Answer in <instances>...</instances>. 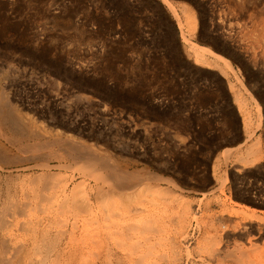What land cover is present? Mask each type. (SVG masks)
Listing matches in <instances>:
<instances>
[{
	"label": "rangeland",
	"instance_id": "374dc122",
	"mask_svg": "<svg viewBox=\"0 0 264 264\" xmlns=\"http://www.w3.org/2000/svg\"><path fill=\"white\" fill-rule=\"evenodd\" d=\"M186 41L223 58L189 53ZM1 89L19 116L49 129L28 138L0 117L1 204L9 199L20 218L49 223L51 217L57 224L45 230V243L60 238L55 248L47 245L52 251L45 244L21 263L264 264V0H0V96ZM257 138L262 159L244 165L237 154L246 156ZM209 141L221 146L197 151ZM70 143L81 153L68 150ZM85 151L127 173V187L113 193L115 201L97 196L98 186L117 183L110 166L107 177L98 164L92 171L80 156ZM49 173L60 181L52 183ZM81 179L89 181L84 193L90 203L87 194L73 197V184ZM47 196L54 203H46ZM48 205L54 214H45ZM89 212L94 219L100 215L98 222H90ZM23 234L17 241L28 237Z\"/></svg>",
	"mask_w": 264,
	"mask_h": 264
},
{
	"label": "bare ground",
	"instance_id": "6f19581e",
	"mask_svg": "<svg viewBox=\"0 0 264 264\" xmlns=\"http://www.w3.org/2000/svg\"><path fill=\"white\" fill-rule=\"evenodd\" d=\"M188 10V11H187ZM186 11L189 13V10H190V13H191V22L189 21V23H190V27H192L193 29L194 28H196V19H195V16H194V11L192 12V10L191 9H187ZM179 23V22H178ZM192 29V30H193ZM195 30V29H194ZM184 34H182V36H183ZM187 42V46H185L186 47V50L189 52V53H195L197 56H200L201 58L202 57H204V56H206L205 54L207 53V52H209V53H211V54H213L215 57H217V58H223L222 56H220L219 54H217V53H215V52H213L210 48H207V47H205V46H201V45H198V44H195V43H190V44H188V41H186ZM209 57V56H208ZM198 58V57H197ZM198 60H200V58L198 59ZM201 60H203V59H201ZM205 60H207L206 62H208V59L207 58H205L203 61L205 62ZM216 62V61H215ZM2 91H4L3 89H1V92ZM238 96V95H237ZM239 96H240V94H239ZM10 99V98H9ZM8 99V100H9ZM241 100V99H240ZM12 106H15V105H12ZM9 103H8V101H7V95H5V93L4 92H2V95L0 96V117H2V120L6 123V122H8V123H10L9 121H12L13 122V124H10V126L11 125H13V126H15L14 128L16 129V130H19L18 131V134L20 135V132H22V133H25V134H28V135H30V136H28V138L29 137H31V136H42L43 134H44V132L46 131H48L49 129H47L46 130V127H45V130H44V128H43V125L42 124H36V122H34V120L33 121H29L30 120V118L27 120V118H25V117H22V116H19L18 114H20L16 109H18V108H14V107H12ZM20 111V110H19ZM22 112V111H21ZM18 113V114H17ZM21 114H23V113H21ZM20 114V115H21ZM26 115H28V113L26 114ZM27 117V116H26ZM250 121V120H249ZM0 122H1V119H0ZM245 122H246V119H245ZM251 122V121H250ZM2 123V122H1ZM4 123V124H5ZM259 123V122H258ZM3 124V125H4ZM246 124H247V122H246ZM249 124V123H248ZM39 125H42V126H39ZM13 126H12V128H13ZM3 127V126H2ZM251 127V126H250ZM9 130V129H8ZM14 130V129H13ZM15 131V130H14ZM53 131V130H52ZM6 132V131H5ZM16 132V131H15ZM13 133V132H12ZM9 134V133H8ZM23 135V134H22ZM47 135V134H46ZM251 135V134H250ZM21 136V135H20ZM19 136V137H20ZM27 136V135H26ZM50 136V135H49ZM54 137H55V135H53ZM252 136V135H251ZM14 137V136H13ZM18 138V137H17ZM16 138V139H17ZM33 138V137H32ZM50 138V137H49ZM56 138V137H55ZM34 139V138H33ZM40 139V138H39ZM43 139V138H42ZM46 139V138H45ZM58 139V138H57ZM56 139V141H58ZM81 139V138H80ZM17 140H19V139H17ZM22 140V139H21ZM46 141V140H45ZM54 141H55V139H54ZM260 141L261 140H259V138H257V140H255V141H253L254 143H250V145H247V155L245 156H241V154H237V156L238 155H240V156H238L239 157V159L241 160V162H243V164L244 165H254L256 162H258L259 160H261L262 159V155H261V153H262V146H261V143H260ZM40 142V141H39ZM19 143V142H18ZM34 143V142H33ZM52 143V142H51ZM84 143V142H83ZM1 144V143H0ZM40 144V143H39ZM44 144H46V142L44 143ZM49 144V143H48ZM71 144V143H70ZM76 144V143H75ZM2 146H3V144H2ZM28 146V145H27ZM59 146V145H58ZM70 147H68L69 149L68 150H71V151H76V150H78V149H81L80 147H78L77 146V144L76 145H74V144H71V145H69ZM92 146V145H91ZM26 147V146H25ZM41 147V146H40ZM60 147H61V145H60ZM67 147V146H66ZM93 147V146H92ZM238 147V146H237ZM237 147H234V150H235V148H237ZM23 148V147H22ZM34 148V147H33ZM36 148V147H35ZM8 149V148H7ZM27 149V148H26ZM63 149H65V148H63ZM91 149V148H90ZM96 149V148H95ZM94 149V150H95ZM230 149H232V148H225V151L227 152V151H229ZM11 150V149H10ZM55 151H56V149H54ZM67 150V151H68ZM5 151V150H4ZM70 151V152H71ZM79 151V150H78ZM78 151H76V153L78 152ZM231 151V150H230ZM233 151V150H232ZM231 151V152H232ZM236 151V150H235ZM11 152V151H10ZM62 152V151H61ZM66 152V151H65ZM83 152V151H82ZM99 152V151H98ZM230 152V153H231ZM8 153V152H7ZM13 153V152H12ZM39 153V152H38ZM75 153V156L77 155ZM78 153H81V152H78ZM228 153V152H227ZM2 154V153H1ZM4 154V153H3ZM24 154V153H23ZM26 154V153H25ZM58 154V153H57ZM63 154V153H62ZM71 155H72V153H70ZM232 154V153H231ZM244 154V153H243ZM7 155V154H6ZM32 155H33V153H32ZM50 155V154H49ZM68 155V154H67ZM4 156H5V154H4ZM3 156V157H4ZM20 156V155H19ZM61 156V155H60ZM63 156H64V154H63ZM81 157H82V159L84 160V162H86V164L90 167V168H92V171L93 170H95L96 169V165L98 164L99 166H100V168L99 169H101V170H105L106 172H105V175H106V177L108 176V167L110 166V170L112 171L111 172V174H109V176L114 180L115 179V181L117 182H115L116 183V185L114 186V184H113V186L112 185H109V184H106V183H102V185H109V187H108V189L106 188H103L104 186H98V192H97V196H98V198L99 199H101L102 201H106V199H109L110 197H113L112 195H113V193H115V192H118L119 193V191L121 192V190H119L120 188L121 189H123V188H126L127 187V185H126V178H128V176L127 175H125V174H127V173H119V171H116V169L115 170H113V169H111V165H109L108 166V164H109V162H110V160L108 161L107 160V164L105 163V161L106 160H103V158H100L99 156H96V153L94 152V151H85L82 155H80ZM111 156V155H110ZM235 156V155H234ZM2 157V156H1ZM2 157V158H3ZM11 157V156H10ZM104 157H106V156H104ZM113 157V156H112ZM1 158V159H2ZM28 158V157H27ZM36 158H37V156H36ZM52 158H53V156H52ZM58 158H59V156H58ZM115 158V157H114ZM0 159V160H1ZM6 159V158H5ZM65 159V158H64ZM109 159V158H108ZM238 159V158H237ZM12 160V159H11ZM24 160V159H23ZM28 160V159H27ZM26 160V161H27ZM39 160V159H38ZM58 160V159H57ZM81 160V159H80ZM82 160V161H83ZM239 160V161H240ZM62 161V160H61ZM7 162V161H6ZM11 162V161H10ZM47 162V161H46ZM45 162V163H46ZM83 162V163H84ZM2 163V162H1ZM5 163V162H4ZM94 164H96L95 166L96 167H94ZM71 165V164H70ZM86 165V166H87ZM120 165V164H119ZM46 166V165H45ZM1 167V166H0ZM51 167V166H50ZM54 167V166H53ZM3 168V167H2ZM87 168V167H86ZM83 170H85L86 171V169L85 168H83ZM82 170V171H83ZM43 171V170H42ZM85 171H83V172H85ZM87 171H88V169H87ZM86 171V172H87ZM85 172V173H86ZM91 172V171H90ZM95 172V171H94ZM44 173H47V172H44ZM52 173V172H51ZM53 173H55V172H53ZM93 172H91V173H89V174H92ZM97 173V172H96ZM95 173V175H93V176H97V178L98 177H105V175L103 174L104 172H101V173H97L96 174ZM110 173V172H109ZM1 174V173H0ZM48 174V173H47ZM47 174H45V175H47ZM38 175V174H37ZM42 175V174H41ZM44 175V174H43ZM56 175V174H55ZM55 175H50V173H49V180L53 183L54 181H56V179L58 178V177H56ZM59 175L61 176V174L59 173ZM85 175V174H84ZM16 176V175H15ZM34 176H36V175H33V177ZM58 176V175H57ZM59 176V177H60ZM92 176V175H91ZM138 176V175H137ZM136 176V177H137ZM18 176H16V178H17ZM25 177V176H24ZM38 176H36V178H37ZM42 177V176H41ZM63 177V176H62ZM62 177H60V178H62ZM2 178V177H1ZM8 178V177H7ZM11 178V177H10ZM9 178V179H10ZM23 178V177H22ZM46 178V177H45ZM44 178V179H45ZM94 178V177H93ZM38 179V178H37ZM36 179V180H37ZM108 179V178H107ZM39 180V179H38ZM101 180V179H100ZM9 181V180H8ZM32 181V180H31ZM57 181H58V179H57ZM56 181V182H57ZM59 181H60V179H59ZM58 181V182H59ZM103 182L105 181V180H102ZM3 182H5V181H3ZM34 182V181H33ZM45 182V181H44ZM50 182V183H51ZM55 182V183H56ZM75 182V181H74ZM87 182L89 183V181L87 180ZM86 182V180H82L81 179V181L79 182L78 181V183L77 184H73V192H74V194H73V197L75 196V193L76 194H78V195H80V196H82L80 193H84L85 192V184L87 183ZM50 183H49V187H50ZM51 183V184H52ZM68 183H70V182H68ZM114 183V182H113ZM37 184V183H36ZM42 184V183H41ZM46 184H48L47 182H46ZM92 184V183H91ZM111 184V183H110ZM2 185V184H1ZM65 185H67V184H65ZM98 185H100V184H98ZM145 185H148V183L147 184H145ZM7 186V185H6ZM48 186V185H47ZM52 186H55V185H52ZM69 186V185H68ZM87 186H88V184H87ZM89 186H90V184H89ZM148 186H150V184L148 185ZM148 186H146L147 188H148ZM152 186V185H151ZM150 186V187H151ZM153 186H155V185H153ZM90 187H92V186H90ZM89 187V188H90ZM146 187L144 188V189H146ZM8 188V187H7ZM66 189V186L64 187V184H63V189ZM68 188V187H67ZM89 188H88V190H89ZM95 188H96V186H95ZM153 188V187H152ZM159 188V187H158ZM157 188V189H158ZM63 189H61V190H63ZM92 190H94L93 188H91ZM142 189V188H141ZM162 191H163V189H162V187L160 188ZM69 190V189H68ZM86 190H87V188H86ZM96 190V189H95ZM147 190H150V192H151V190H153V189H147ZM159 190V189H158ZM161 190H159V193L160 192H162ZM7 191V190H6ZM9 191V190H8ZM37 191V190H36ZM91 191V190H90ZM139 191V190H138ZM138 191L136 190L134 193H135V195H137V193H138ZM145 191V193H146V190H144ZM144 191H142V194H143V192ZM154 191V190H153ZM155 191H157V190H155ZM165 191L166 190H164L162 193H165ZM38 192V191H37ZM46 191H44V193H43V191L41 192V194L42 195H46L47 193H45ZM89 192V191H88ZM93 192H95V191H93ZM122 192H123V190H122ZM140 192H141V190H140ZM12 193V192H11ZM10 193V194H11ZM70 193V192H69ZM134 193H133V195H134ZM144 193V194H145ZM157 193H158V191H157ZM41 194H39V195H41ZM53 194V193H52ZM57 194V193H56ZM61 194V193H60ZM65 194H67L66 193V191L64 192V195ZM72 194V193H71ZM87 194V193H86ZM85 193H84V195H86ZM117 194V193H116ZM127 194H129V193H127ZM141 194V193H140ZM140 194H139V196H140ZM161 194V193H160ZM166 194V193H165ZM6 195H9L8 193H6ZM35 195H38V194H35ZM48 195V194H47ZM68 195H70V194H68ZM88 195V194H87ZM95 195V194H94ZM121 195V194H120ZM123 195V197L125 198V194H122ZM121 195V196H122ZM125 195V196H124ZM131 195V194H130ZM130 195H129V197H130ZM163 195V194H162ZM171 195V194H170ZM174 195V194H173ZM59 196V195H58ZM79 196V197H80ZM91 196V195H90ZM89 195L87 196L88 197V199H89V197H90ZM93 196V195H92ZM96 196V195H95ZM115 196H119V194H117V195H115ZM138 196V195H137ZM136 196V197H137ZM176 196V195H175ZM3 196H2V191H0V264H23V263H25L26 261H25V259L26 258H24V256H27L28 254L30 255L31 254V256L32 255H34V254H36L37 255V253L39 252V250H40V247H42L43 245H44V247H46L48 244L49 245H52V246H54V243H57L59 240H60V238H58L59 240L57 241V242H54V241H50V243L48 242V244H46L45 242V238H47L46 236H47V234H48V232H50L49 230H50V228H49V226H52V222H51V217H50V215H49V217L51 218H48L47 217V220H50V221H48L49 223H45L44 222V219H33V216L32 217H24V218H20V216L18 217L15 213H16V211H15V208H17V205H16V207L15 206H13L14 205V203H13V205H11L8 201H10L7 197V199H8V201H7V203L6 202H4L3 201V203H6L5 205L2 203L1 204V198H2ZM10 197V196H9ZM12 197V196H11ZM41 197V196H40ZM53 197H54V195H53ZM65 197H67L66 195H65ZM72 197V196H71ZM75 197H77V196H75ZM128 197V196H127ZM135 197V196H134ZM135 197V198H136ZM140 197H142V195L140 196ZM159 197H161V196H159ZM172 197V196H171ZM174 197V196H173ZM172 197V198H173ZM180 197V196H179ZM4 198V197H3ZM47 198H49V199H47L46 200V203H47V201H49V202H53V201H51L50 200V197L49 196H47ZM57 198V197H56ZM56 198H54V199H56ZM63 198V197H62ZM68 198H70V196L68 197ZM68 198H65L66 200H70V199H68ZM91 198V197H90ZM120 198V197H119ZM122 198V197H121ZM46 199V198H45ZM52 199V198H51ZM53 199V200H54ZM64 199V200H65ZM78 200H79V198H77ZM76 199V200H77ZM85 199H87V198H85ZM111 199H113V201H115V199H114V197L113 198H111ZM132 199V198H131ZM131 199H129L130 201H131ZM177 199V198H176ZM182 199V198H181ZM6 200V199H5ZM41 200V199H40ZM44 200V199H43ZM60 200V199H59ZM63 200V199H62ZM77 200V201H78ZM82 200H83V198H82ZM133 200V199H132ZM186 200V199H185ZM12 201H14V200H12ZM55 201V200H54ZM85 201V200H84ZM93 201V200H92ZM96 201H97V198H96ZM100 201V200H99ZM110 201V200H109ZM117 201V200H116ZM121 201V200H120ZM171 201V200H170ZM40 202V201H39ZM48 202V204L50 205L51 203H49ZM58 202V201H57ZM65 202V201H64ZM64 202H63V205H64ZM79 202V201H78ZM86 203H84V205H85V208H87V209H93V208H91L92 207V205L91 204H89L90 203V199H89V203H87V200L85 201ZM110 202H112V201H110ZM118 202V204H120L119 203V201H117ZM128 202V200L126 201V203ZM133 202V201H132ZM172 202V201H171ZM54 203V202H53ZM67 202H65V204H66ZM71 203V204H70ZM75 203V205H76V202H74ZM73 203V204H74ZM97 203H99L98 201H97ZM97 203L94 205L95 207H96V205H97ZM107 203V202H106ZM124 203V205L125 206H127V204H125V202H123ZM131 203V202H130ZM129 203V204H130ZM183 203V202H182ZM60 204V203H59ZM58 204V205H59ZM78 204V203H77ZM83 204V203H82ZM103 204V203H102ZM101 204V205H102ZM114 205H112V204H110L109 203V206H110V208L112 209V207H114L115 206V204H116V202H114L113 203ZM129 204H128V206H129ZM4 205V206H3ZM48 205V207L46 206V208H48V210H47V212H45V214H47L48 212L49 213H51L52 212V210L54 211L55 209V207H52L51 209H49V206ZM69 205L71 206L72 205V202H69ZM69 205H64V206H69ZM83 205V206H84ZM107 205H108V203H107ZM111 205H112V207H111ZM117 205V204H116ZM122 205V204H121ZM131 205V204H130ZM133 205V204H132ZM135 205V204H134ZM18 206H20L21 207V205L20 204H18ZM51 206H55V205H51ZM63 206V207H64ZM70 206H69V208H70ZM82 206V208H84ZM93 206V207H94ZM99 206V205H98ZM97 206V207H98ZM181 206V205H180ZM14 207V208H13ZM39 207H41V206H39ZM58 207H60V206H58ZM61 207H62V205H61ZM60 207V208H61ZM63 207H62V209H63ZM74 207V206H73ZM79 206L78 205H76V210H77V208H78ZM100 207V206H99ZM102 207H104V205H102ZM106 207V206H105ZM104 207V208H105ZM42 208V207H41ZM68 208V207H67ZM69 208L67 209V210H69ZM71 208H72V206H71ZM81 208V209H82ZM115 208V207H114ZM118 210H120L119 209V205H118ZM129 208V207H128ZM139 208V207H138ZM151 208V207H150ZM159 208V207H158ZM182 208H184V206L182 205ZM186 208H189L188 206H185V209H184V212L186 211V210H188V209H186ZM64 209L66 210V208L64 207ZM80 209V208H79ZM100 209V208H99ZM125 209V208H124ZM134 209V208H133ZM146 209V208H145ZM166 209V208H165ZM42 210H44V208L42 209ZM45 210V211H46ZM56 210H57V208H56ZM71 210V209H70ZM73 210H75V209H73ZM75 210V211H76ZM108 210V209H107ZM105 211V214L104 215H106L107 216V214H106V212H108V211ZM114 210V209H113ZM116 210V209H115ZM117 210V211H118ZM126 210V209H125ZM130 210V209H129ZM51 211V212H50ZM64 211V210H63ZM91 211H93V210H91ZM94 211H96V210H94ZM97 211H98V209H97ZM100 211V210H99ZM111 211V210H110ZM131 211V210H130ZM136 211H137V209H136ZM139 211V210H138ZM137 211V212H138ZM143 211H144V209H143ZM152 211V210H151ZM162 211V210H161ZM178 210H176V212H177ZM20 211L18 210V212H17V214L19 215L20 213H19ZM55 212V211H54ZM57 212V211H56ZM65 212V211H64ZM73 212V211H72ZM82 212H84V211H82ZM88 212V211H87ZM86 212V213H87ZM101 213H102V210L100 211ZM114 212V211H113ZM167 211H165L163 214H165ZM170 212V211H169ZM174 212V211H173ZM192 212V211H191ZM53 213V212H52ZM58 213V214H57ZM56 214L57 215H59V214H61V210H60V212H57ZM66 213L67 214H71L70 212H67L66 211ZM89 213H91V212H89ZM93 213V212H92ZM92 213H91V216H89V217H92V218H90V222H92L93 220L92 219H94L93 218V216H92ZM95 213V212H94ZM93 213V214H94ZM97 213V212H96ZM109 213H111V214H113L112 212H109ZM108 213V214H109ZM139 213V212H138ZM147 213V212H146ZM182 213V212H181ZM186 213H187V211H186ZM189 213V212H188ZM54 214V213H53ZM65 214V213H64ZM63 214V215H64ZM75 214H77L76 212H75ZM80 214V213H79ZM85 214V213H84ZM98 214V213H97ZM97 214H95L94 216H96ZM111 214H109V215H111ZM120 214V213H119ZM118 214V215H119ZM125 214V213H124ZM129 214V213H128ZM127 214V215H128ZM145 214V213H144ZM168 214V213H167ZM57 215H54V216H56L57 217ZM62 215V216H63ZM99 215V214H98ZM97 215V216H98ZM109 215H108V219H109V221H110V218H112L111 216L109 217ZM115 215V214H114ZM116 215H117V213H116ZM117 215V216H118ZM123 215V214H122ZM131 215V214H130ZM136 215V214H135ZM166 215V214H165ZM179 215H181V214H179ZM183 215V214H182ZM181 215V216H182ZM186 215V214H185ZM185 215L184 216H182L183 218H185ZM197 215V214H196ZM53 216V215H52ZM71 216H73V214L72 215H70V218H71ZM75 216V215H74ZM77 216V215H76ZM79 216V215H78ZM77 216V217H78ZM83 216V215H82ZM100 216V215H99ZM99 216H98V218H99ZM103 216V215H102ZM105 216V217H106ZM124 216V215H123ZM150 216H151V214H150ZM160 216V215H159ZM171 216V215H170ZM172 216H173V214H172ZM64 217V216H63ZM85 217H87V216H85ZM154 217V216H153ZM179 217V216H178ZM196 217V216H195ZM35 218H37L36 216H35ZM55 217H53V219H54ZM58 218V217H57ZM67 218V217H66ZM76 218V217H75ZM79 218V217H78ZM77 218V219H78ZM81 218V217H80ZM79 218V219H80ZM97 218V217H96ZM94 219V222H95V220H96V222H98L97 221V219ZM161 218V217H160ZM168 218V217H167ZM56 219V218H55ZM59 219H63V218H59ZM58 219V220H59ZM65 219V218H64ZM87 219V218H86ZM102 219H104V218H102ZM106 219H107V217H106ZM115 219V218H114ZM114 219H113V222H115L114 221ZM125 219V218H124ZM179 219V218H178ZM46 220V219H45ZM57 220V221H58ZM60 220V221H61ZM68 220V219H67ZM71 220V219H70ZM73 220V219H72ZM83 220H84V218H83ZM88 220V219H87ZM92 220V221H91ZM101 220V219H100ZM222 221L224 220V218L223 219H221ZM58 222V226L60 227V226H62V225H59L61 222ZM65 221L66 220H63V222L65 223ZM75 221L76 222H74L75 224L77 223V221L78 220H76L75 219ZM80 221V220H79ZM79 221H78V223H79ZM107 221V220H106ZM118 221V220H117ZM152 221V220H151ZM182 221H183V219H182ZM185 221V220H184ZM54 222H55V220H54ZM53 222V223H54ZM62 222V224H64ZM67 222V221H66ZM71 222V221H70ZM81 222V221H80ZM85 222H87V221H85L84 220V224H88V223H85ZM95 222V223H96ZM100 222V221H99ZM105 222V221H104ZM112 222V221H111ZM145 222V221H144ZM181 222V221H180ZM103 223V222H102ZM101 223V225H104V224H102ZM108 223H110V222H108ZM116 223V222H115ZM115 223H113V224H115ZM132 224H134L133 222H131ZM182 223H184V222H182ZM181 223V224H182ZM57 223L55 222V224L54 225H56ZM66 224V223H65ZM64 224V225H65ZM71 224H73L72 222H71ZM81 224V223H80ZM94 224V223H93ZM100 223H98L97 225H99ZM111 224V223H110ZM112 224V225H113ZM124 224V223H123ZM131 224V225H132ZM155 224V223H154ZM53 225V226H54ZM63 225V226H64ZM89 225V224H88ZM96 225V226H97ZM125 225V224H124ZM146 225V224H145ZM184 225V224H183ZM47 226H48V228H47ZM52 226V227H53ZM66 226V225H65ZM71 226V225H70ZM104 226H106V225H104ZM123 226V225H122ZM134 226V225H133ZM156 226V225H155ZM188 226V225H187ZM66 227H69V225L68 226H66ZM73 227V226H72ZM82 227V226H81ZM85 226H83V228H84ZM107 227V226H106ZM109 227V226H108ZM127 227V226H126ZM74 228V227H73ZM77 228V227H76ZM124 228V227H123ZM61 230H62V228H60ZM66 229L67 228H65V231H66ZM80 229V228H79ZM87 229H89V228H87ZM98 229V228H97ZM100 230L102 229V228H99ZM99 229H98V231H99ZM118 229V228H117ZM136 229V228H135ZM261 229V228H260ZM45 230H47L48 232L46 233L45 232ZM61 230H59V231H61ZM76 230V229H75ZM86 230V229H85ZM58 230H56V232H57ZM58 231V232H59ZM63 231V230H62ZM78 231V230H77ZM82 231V230H81ZM91 231V230H90ZM98 231H96L94 234H97V232ZM116 231V230H115ZM20 233V232H23V233H25V234H23V235H28V237H26L25 236V239H21L20 241H17V233ZM57 232V234H59ZM108 232V231H107ZM112 232H114V230L112 231ZM45 233H46V236H45ZM63 233H65L64 231L61 233L60 232V235L61 234H63ZM66 233H68V231H66ZM71 233H73V231L72 232H70V235H71ZM100 233V232H99ZM106 233V232H105ZM57 234L56 235H54V236H56V238H57ZM74 234V233H73ZM109 234V233H108ZM107 234V235H108ZM50 235V234H49ZM75 235H76V233H75ZM85 235V234H84ZM91 234H89V236H90ZM103 235H106V234H104L103 233ZM110 235V234H109ZM108 235V236H109ZM182 235V234H181ZM184 235V234H183ZM54 236H53V240L55 239L54 238ZM67 236V235H66ZM65 236V237H66ZM74 236V235H73ZM110 236H112V235H110ZM109 236V237H110ZM59 237V236H58ZM64 238V236H62L61 235V238ZM72 237V236H71ZM87 237V236H86ZM101 237H102V235H101ZM105 237V236H104ZM103 237V238H104ZM184 237H185V235H184ZM74 238V237H73ZM76 238H77V235H76ZM111 238V237H110ZM113 238V237H112ZM19 239V238H18ZM75 239V238H74ZM93 239V238H92ZM101 239V238H100ZM177 239V238H176ZM181 239V238H180ZM48 240H51V236H50V239H49V236H48ZM47 240V241H48ZM72 240V239H71ZM76 240V239H75ZM98 240V239H97ZM97 240L95 241V242H97ZM108 240V239H107ZM165 240H167V239H165ZM178 240V239H177ZM62 241V240H61ZM64 241V240H63ZM80 241H81V239H80ZM83 241V240H82ZM100 241V240H99ZM180 241V240H179ZM60 242V241H59ZM67 242V241H66ZM75 242H78V240L77 241H75ZM84 242V241H83ZM82 242V243H83ZM90 242V241H89ZM104 242V241H103ZM173 242V241H172ZM74 243V242H73ZM80 243V242H79ZM115 243H117V241L115 242ZM114 243V244H115ZM178 243V242H177ZM176 243V244H177ZM181 243V242H180ZM45 244H46V246H45ZM59 244V243H58ZM66 244V243H65ZM97 244V243H96ZM103 244V243H102ZM105 244V243H104ZM173 244H175V243H173ZM179 244V243H178ZM83 245V244H82ZM98 245H99V243H98ZM59 246V245H58ZM64 246H66V245H64ZM96 246V245H95ZM103 246V245H102ZM175 246V245H174ZM48 247V249H50V247L49 246H47ZM68 247V246H67ZM107 247H108V245H107ZM111 247V246H110ZM118 247V246H117ZM178 247V246H177ZM35 248L37 249V251L38 252H31V251H35ZM52 248V247H51ZM54 248H55V246H54ZM56 248H57V245H56ZM65 248V247H64ZM98 248V247H97ZM105 248V247H104ZM109 248V247H108ZM59 249V248H58ZM58 249H57V251H58ZM68 249V248H67ZM77 249V248H76ZM179 249V248H178ZM43 250H46L47 251V249H45V248H43ZM42 250V251H43ZM55 250V249H54ZM60 250V249H59ZM63 249H61L60 251H62ZM117 250V249H116ZM41 251V252H42ZM50 251H52L51 249H50ZM56 251V250H55ZM68 251H70V249H68ZM88 251V250H87ZM174 251V250H173ZM181 251V250H180ZM218 251V250H217ZM28 252H31V253H28ZM54 252V251H53ZM64 252H65V250H64ZM71 252V251H70ZM70 252L68 253V255L70 256H68L69 257V261H71V258L73 257L72 256V252H71V254H70ZM89 252V251H88ZM87 252V253H88ZM104 252V251H103ZM120 252V251H119ZM49 253V251H47V254ZM51 253V252H50ZM56 253V252H55ZM57 253H59L58 255H60V252H57ZM57 253H56V255H57ZM63 253V252H62ZM66 253H67V251H66ZM97 253V252H96ZM100 253L102 254V252L100 251ZM99 253V254H100ZM113 253H114V250H113ZM64 254V253H63ZM63 254H61L62 255V258H63ZM74 254H75V251H74ZM73 254V255H74ZM89 254V253H88ZM92 254V253H91ZM93 254H95V253H93ZM167 254V253H166ZM179 254V253H178ZM40 255V254H39ZM44 255V254H43ZM49 255V254H48ZM55 255V257H57ZM108 255H109V253H108ZM30 256V258L31 259H33V256L31 257ZM35 256V255H34ZM42 256V255H41ZM54 256V255H53ZM75 256V255H74ZM95 256V255H94ZM102 256V255H101ZM107 256V255H106ZM122 256V255H121ZM127 256V255H126ZM165 256H167V255H165ZM178 256V255H177ZM219 256V255H218ZM28 257V256H27ZM44 256H42V258H43ZM48 257V256H47ZM51 257V256H50ZM59 257H61V256H58L56 259H57V261L59 260L58 258ZM93 257V256H92ZM113 257V256H112ZM118 257V256H117ZM128 257V256H127ZM169 257V256H168ZM36 258V257H35ZM46 258V256L43 258V259H45ZM65 258V257H64ZM98 258V257H97ZM100 258V257H99ZM107 258H108V256H107ZM106 258V259H107ZM110 258V257H109ZM173 258H175V256H173ZM23 259H24V261L25 262H23V263H21V261H23ZM29 259V258H28ZM27 259V260H28ZM30 259V260H31ZM76 258H73L72 259V261H75L76 262V260H75ZM104 259V258H103ZM30 260H29V262H30ZM37 260V259H36ZM38 260H40V259H38ZM47 260H48V258H47ZM51 260H54V259H49L48 260V262L49 261H51ZM63 261H66V259H62ZM97 260H99V259H97ZM116 260H117V258H116ZM119 260V259H118ZM117 260V261H118ZM125 260V259H124ZM35 261V260H34ZM46 261V260H45ZM56 261V260H55ZM80 261V260H79ZM83 261V260H82ZM88 261V260H87ZM101 261V260H100ZM107 261V260H106ZM120 262L122 261L123 262V260L122 259H120L119 260ZM118 261V262H119ZM33 262V261H32ZM54 262V261H53ZM67 262V261H66ZM65 262V264H67ZM75 262H72V263H75ZM81 262V261H80ZM94 262V261H93ZM111 262V261H110ZM27 263H28V261H27ZM26 263V264H27ZM42 263V260H41V262H40V264ZM51 263V262H50ZM49 263V264H50ZM59 263V262H58ZM77 263V262H76ZM75 263V264H76ZM87 263V262H86ZM90 263H91V261H90ZM94 263H96V262H94ZM124 263V262H123ZM30 264H31V262H30ZM33 264V263H32ZM42 264H44V260H43V263ZM46 264V263H45ZM69 264V263H68ZM71 264V263H70ZM78 264V263H77ZM83 264V263H82ZM84 264H85V261H84ZM102 264H105V262L104 263H102ZM118 264H121V263H118Z\"/></svg>",
	"mask_w": 264,
	"mask_h": 264
},
{
	"label": "trees",
	"instance_id": "16d2710c",
	"mask_svg": "<svg viewBox=\"0 0 264 264\" xmlns=\"http://www.w3.org/2000/svg\"><path fill=\"white\" fill-rule=\"evenodd\" d=\"M220 146L221 145L219 143L209 141L207 144L200 145V147H199V149L197 151L200 152V151L207 150V149L216 151L217 148L220 147Z\"/></svg>",
	"mask_w": 264,
	"mask_h": 264
}]
</instances>
